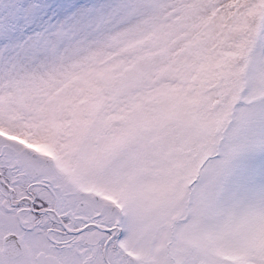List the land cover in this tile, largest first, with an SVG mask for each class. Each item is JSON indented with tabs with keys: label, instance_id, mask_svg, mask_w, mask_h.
<instances>
[{
	"label": "snow or ice",
	"instance_id": "snow-or-ice-1",
	"mask_svg": "<svg viewBox=\"0 0 264 264\" xmlns=\"http://www.w3.org/2000/svg\"><path fill=\"white\" fill-rule=\"evenodd\" d=\"M105 19L0 33V264H264V0Z\"/></svg>",
	"mask_w": 264,
	"mask_h": 264
},
{
	"label": "rangeland",
	"instance_id": "rangeland-1",
	"mask_svg": "<svg viewBox=\"0 0 264 264\" xmlns=\"http://www.w3.org/2000/svg\"><path fill=\"white\" fill-rule=\"evenodd\" d=\"M118 0H0V33L9 29L10 43H47L63 33L61 51L94 44L106 34L105 17ZM5 45L0 44V48ZM240 165L244 164L241 160Z\"/></svg>",
	"mask_w": 264,
	"mask_h": 264
}]
</instances>
